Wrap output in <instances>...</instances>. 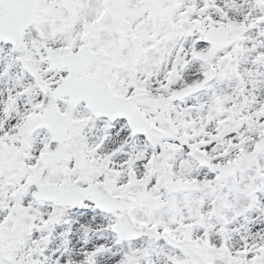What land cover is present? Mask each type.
<instances>
[{"label": "snow or ice", "instance_id": "obj_1", "mask_svg": "<svg viewBox=\"0 0 264 264\" xmlns=\"http://www.w3.org/2000/svg\"><path fill=\"white\" fill-rule=\"evenodd\" d=\"M0 264H264V0H0Z\"/></svg>", "mask_w": 264, "mask_h": 264}]
</instances>
